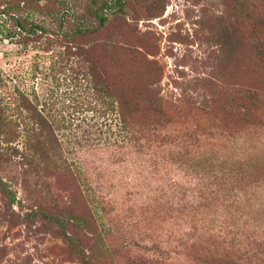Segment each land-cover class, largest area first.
I'll list each match as a JSON object with an SVG mask.
<instances>
[{
  "label": "rangeland",
  "instance_id": "374dc122",
  "mask_svg": "<svg viewBox=\"0 0 264 264\" xmlns=\"http://www.w3.org/2000/svg\"><path fill=\"white\" fill-rule=\"evenodd\" d=\"M43 1L0 0V264H80L41 214L29 213L56 205L97 219L80 234L87 264H264V33L248 27L245 7L127 0L125 21L93 37L119 71L136 67L120 62L119 47L153 60L157 81L145 84L137 70L125 78L139 99L126 134L64 99L70 124L55 133L66 169L27 149L30 118L16 105L20 91L55 109L52 35L32 40L16 25ZM241 3L264 19V0ZM28 19L54 28L43 14Z\"/></svg>",
  "mask_w": 264,
  "mask_h": 264
},
{
  "label": "trees",
  "instance_id": "16d2710c",
  "mask_svg": "<svg viewBox=\"0 0 264 264\" xmlns=\"http://www.w3.org/2000/svg\"><path fill=\"white\" fill-rule=\"evenodd\" d=\"M126 1L90 0V5L78 7L72 3V0H44L42 3H37L38 10L29 6L23 22L16 21L17 27L24 31L26 37L32 35L34 38L32 40L38 41L41 36L48 37L50 34L51 39L45 38L49 42H54L57 47L49 64V76L53 83L49 91V99L52 100L50 102H54L55 109L37 108L25 94L17 91L20 102L16 105L25 111L23 115H28L30 118V122L26 123L24 128L27 135L24 144L38 156V160L53 163L58 167L70 168L55 133V130L66 126L67 120L63 116L62 107L66 98L74 99L72 105L74 111L82 110V107L86 106L95 114L113 122L125 134L131 131L129 118L136 114L139 99L128 95L125 78L132 77L137 70L138 75L145 80V84L154 85L157 81L158 68L153 60L141 56L136 51H131L135 52L131 54L129 49L119 47L117 55L120 62L127 64V67L128 64H136V67L119 71L110 53L108 55L105 49L102 51L100 44L93 37L106 25L110 27L120 22L119 20L125 21ZM235 1L239 7L241 6L240 8L245 7L247 10L248 27L254 32L264 33V19L260 17V13L255 14V7L251 4L243 6L241 0ZM33 13L43 14L50 23H54V28L47 29L33 19L27 20L32 18ZM224 26L225 24H221L220 28L224 29ZM151 46V43L149 45L141 43L140 47L145 53L152 55ZM258 46L260 53L264 55V41L258 42ZM60 87L63 89L57 91ZM58 102L60 106L56 108ZM67 123L70 124V121ZM30 133L33 135H29ZM2 192L7 196L8 202L14 201L15 197L11 192L6 189ZM29 213L34 216L41 214L48 224V231L65 240L80 264H87L88 256L80 245V234L82 228L87 229L97 222L93 215L88 217L74 205L62 207L56 205L54 208L46 209L45 212L36 206L34 209L30 208Z\"/></svg>",
  "mask_w": 264,
  "mask_h": 264
}]
</instances>
